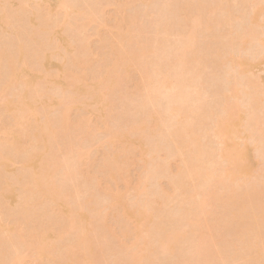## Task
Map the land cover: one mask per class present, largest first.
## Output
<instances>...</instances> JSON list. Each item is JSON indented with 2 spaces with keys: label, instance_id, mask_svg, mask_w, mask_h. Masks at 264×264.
<instances>
[{
  "label": "rangeland",
  "instance_id": "1",
  "mask_svg": "<svg viewBox=\"0 0 264 264\" xmlns=\"http://www.w3.org/2000/svg\"><path fill=\"white\" fill-rule=\"evenodd\" d=\"M57 2L0 0V264H264V0Z\"/></svg>",
  "mask_w": 264,
  "mask_h": 264
},
{
  "label": "bare ground",
  "instance_id": "2",
  "mask_svg": "<svg viewBox=\"0 0 264 264\" xmlns=\"http://www.w3.org/2000/svg\"><path fill=\"white\" fill-rule=\"evenodd\" d=\"M48 1L50 2V0H48ZM57 1H58V0H57ZM57 1H56V2H57ZM59 1H60V0H59ZM59 1L57 2L58 4L60 3ZM65 1H66V0H65ZM52 2L56 3L55 0H52ZM61 2H62V1H61ZM63 2H64V0H63ZM60 4H62V3H60ZM60 4H59V5H60ZM0 6H1V5H0ZM33 14H35V12H33V13H32V16H30V17H31V21H30V22H32L33 24H32V23H31V24L35 26V24H36L35 22H38V21H37V18H35V19H36V20H35L34 18L32 19V17L35 16V15H36V17H37V13H36L35 15H33ZM30 15H31V14H30ZM30 17H29V19H30ZM199 18H200V17L197 18V23H198L199 20L201 21V19H199ZM198 19H199V20H198ZM34 20H35V21H34ZM200 23H201V22H200ZM200 23H199V26H202V25H200ZM36 25H37V24H36ZM199 26H198V27H199ZM208 29H209V28H208ZM13 30H14V29H13ZM13 30H11V31H13ZM193 32L195 33L196 31H193ZM193 32L191 33V35L194 34ZM13 33H15V31H13ZM9 34H10V33H9ZM196 34H197V33H196ZM194 35H195V34H194ZM190 37H191V36H190ZM190 37H189V35L187 36V38L190 39V40L187 39V41H189L190 43L187 44V41H186V44L184 43L185 45H187V49H186L187 51L185 50V52H184V51L181 49V50L183 51V52L181 51V53H183V54H186V53L188 52V45H190L192 48L194 47V46H193V43H194V45H195L196 35H195V36H192L191 38H190ZM194 38H195V40H194ZM192 39H193L194 41H192ZM191 42H193V43L191 44ZM184 44H183V45H184ZM185 45H184V46H185ZM184 46H183V47H184ZM190 46H189V50H190ZM7 48H8V47H7ZM7 48H6V49H7ZM185 48H186V47H184V49H185ZM6 49H5V50H6ZM3 50H4V48H3ZM6 51H7L6 53H8L9 48H8ZM190 51H191V50H190ZM190 51H189V53H190ZM2 52H3V51H2ZM6 53L4 52L3 54H0V61L3 62V61H7V60H10V59H11L12 62L17 63V65H15V68H13L14 76L18 77V76L21 75L22 73H25L26 71L23 70V69H24V67H23L24 64H23V66L21 67L22 60H23L25 57H27V56H26V52H25V48H24L22 45H20V46H19V49H18L17 52H16L17 55L15 54L16 57H15V55H14V56H12L11 54L8 55V57H10V55H11L10 59L7 57ZM191 54H192V52H191ZM180 55H182V54H180ZM180 55H179V57H180V58L182 57V58H181V59L179 58L180 61H181V62H179L180 64H178L179 66H177V64H176L175 62H174V64H176V65L172 64L173 66H175V68H174V69L172 68V70H174L175 72H174L173 75H172V74L168 75V76H170L171 79H170L167 75H165L166 77L163 76L161 79H164V80H161V85H160V86H162V87L166 88L167 90H169V92L173 95V96H172L173 98L177 97V98H176L177 100L175 99L176 101H182V100H179V97H181V96H182V98H180V99H183V101H184L183 94H182L181 92H182L183 89L186 88V90H187V91L185 90L186 93H184V92H185L184 90H183V91H184L183 93L186 94L187 99H186V97H185V99H186L187 102H188V96H187V93H188V95L190 94L188 91H190V90H191V91H194V90L197 89V88H194L196 85H194V87H193V85L191 84V83L194 84V82H193L194 80L191 82V80H192L191 78H192V74H193V73H192V72L190 73V70H192V69H190V68H191L192 66H189V67H188V63H189V62H192V61H191L192 59L188 58V57H190L191 55H188V54H187L188 56H187V55H185V56H180ZM12 57H14V58H12ZM5 58H6V59H5ZM48 58H49V55H45V59H44L45 61H43V63H44V69H45V67H49V68H50V66H51L50 63H49V61H48ZM188 59H189L190 61H188ZM2 62L0 63L1 66H2ZM176 62H178V60H177ZM3 65H4V63H3ZM41 65H42V63H41ZM172 65H171V66H172ZM42 66H43V65H42ZM42 66H41V67H42ZM3 67H4V66H3ZM3 67H2V69H4ZM0 68H1V67H0ZM49 68H47V69L49 70ZM2 69H0V70L2 71ZM47 69H46V70H47ZM189 69H190V70H189ZM20 70H22V71L20 72ZM48 70H47V71H48ZM170 70H171V69H170ZM1 71H0V72H1ZM24 71H25V72H24ZM188 71H189V72H188ZM31 72H32V71H31ZM189 73H190V74H189ZM168 74H169V73H168ZM186 74H187V76H190V77H191L190 80H187V79H189L187 76H186L187 79H186V80L184 79V77H185ZM22 75H23V74H22ZM28 75H29V77H30L32 74H30V72H29ZM171 75H172L173 77H172ZM19 77H21V76H19ZM19 77H18V78H19ZM27 77H28V76H27ZM27 77H26V79H28V80H27L28 82H26V84H27V86H28L29 82L31 83V81H32L33 79H32V77H30V78H27ZM164 77H165V78H164ZM186 77H185V78H186ZM193 77H194V75H193ZM167 78H168V79H167ZM194 78H195V77H194ZM194 78H193V79H194ZM169 79H170V80H169ZM183 79H184V80H183ZM25 81H26V80H25ZM185 81H186V82H187V81H190V82H191V83L189 82L190 85H192V86L190 87V90H189V85H188V84H185ZM158 82H159V80H158L157 83H155V84H158ZM159 83H160V82H159ZM26 84H25V85H26ZM185 85H186V86H185ZM157 86H158V85H157ZM160 86H158V87H160ZM184 86H185V88H184ZM162 87H161V88H162ZM196 87H197V86H196ZM161 88H160V90L163 91L164 88H162V89H161ZM193 88H194V89H193ZM166 89H165V90H166ZM192 89H193V90H192ZM153 90H154V89H153ZM155 91L157 92V88H156ZM196 91H197V90H196ZM164 92H166V91H164ZM191 93H193V92H191ZM26 94H27V98H28L29 92H26ZM167 94H168V96H170L168 92H167ZM190 96H191V95H190ZM190 96H189V97H190ZM168 98H169V97H168ZM170 98H171V97H170ZM173 98H171V99L174 101ZM24 100L26 101V98H25V97H23V99H22L23 103L21 102V104H23V106H27V104L24 105V104L26 103ZM169 100H170V99H169ZM172 100H170V101H172ZM183 101H182V102H183ZM182 102H180V103H178V104H182ZM185 102H186V101H185ZM176 103H177V102H176ZM28 104H29V102H28ZM183 104H184V102H183ZM30 105H31V104H30ZM30 105H28V107H29ZM31 107H32V106H31ZM182 107H183V106H181L180 111L182 110ZM177 111H178V110H175V112H177ZM180 111H179V112H180ZM182 111H183V110H182ZM177 114H178V113H177ZM180 115H181V114H180ZM234 131H235V130H234ZM181 135H182V134H181ZM185 136H186V135H185ZM181 138H182V137H181ZM33 146H34V145H33ZM33 148H34V147H33ZM36 148H37V147H36ZM25 153L27 154V152H25ZM24 156H25V154H24ZM27 156H28L27 158L31 157V156L29 155V153H28ZM32 156H33V155H32ZM33 157L35 158V156H33ZM33 157H31V158H33ZM34 158L29 162V164H28L27 167H26V169H28L29 171H31V176H34L35 174H40V173H38L39 171L37 170V166H38V164H39V163H38V162H39L38 160H40V157H37V159H34ZM38 158H39V159H38ZM31 163H32V164H31ZM0 165H2V164H0ZM26 171H27V170H26ZM29 171H27L26 173L28 174ZM9 173L12 174V175L15 174V170H10ZM24 173H25V170H24ZM4 178H6V177H4ZM6 179H7V178H6ZM34 179H35V180H34V187H35V185H36V189H37V187L39 188V187H40L39 185H41V184L39 183L37 177H35ZM4 183H5L6 186H4L3 189L6 190V187H8V185L11 184V179H10V180H9V179L5 180ZM35 183H37V184H35ZM32 184H33V181H32V183H31L30 185H32ZM30 185H28V186H30ZM41 186H42V185H41ZM32 187H33V186H32ZM29 191H30V190H29ZM32 191H33V190H32ZM40 191H41V188L38 189L37 191L34 190V193H35V194L32 195V197H30L29 199H30L31 201H33V200L35 199V197H37V196L39 197V195H40V194H39ZM18 204H20V203H18ZM19 208H20V207H19ZM19 210H20V209H19ZM26 210H27L28 212L30 211V210L27 209V208H26ZM259 236H260V237H259ZM174 237H175V240H176V239H177V238H176L177 236H174ZM256 237H257V235H256ZM261 238H262V236L259 234L258 237H257V241H258V242L254 241V242H252V243H254L255 246H260V244H261V243H260V242H261L260 239H261ZM255 239H256V238H255ZM261 240L263 241V239H261ZM259 241H260V242H259ZM168 243L171 244V246H172V247L170 246V249H169V250H170L171 252H172V251H175V250H174V248H175V242L172 241L171 243H170V242H168ZM257 243H259V244H257ZM254 244H253V245H254ZM200 245H201V246H199V247H202V244H200ZM204 245H205V244H204ZM205 246H206V248H207V245H205ZM197 247H198V245L196 246V248H197ZM203 249H205V247H203ZM197 251L200 252L201 250H199V248H197ZM221 259H222V258H221ZM205 264H206V263H205Z\"/></svg>",
  "mask_w": 264,
  "mask_h": 264
}]
</instances>
